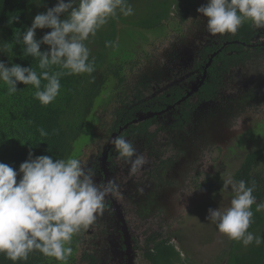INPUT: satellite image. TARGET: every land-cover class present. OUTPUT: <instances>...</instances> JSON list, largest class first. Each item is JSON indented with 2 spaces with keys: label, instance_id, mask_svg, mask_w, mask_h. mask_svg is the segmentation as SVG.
<instances>
[{
  "label": "flooded vegetation",
  "instance_id": "af4514ba",
  "mask_svg": "<svg viewBox=\"0 0 264 264\" xmlns=\"http://www.w3.org/2000/svg\"><path fill=\"white\" fill-rule=\"evenodd\" d=\"M188 19L178 21L184 24ZM197 30L198 46L189 47L191 42L182 31L171 47L162 53L157 50L155 58L144 54L146 66L133 79L126 76V83L118 88V98L110 94L116 90L112 86L114 90L110 88L98 100L103 102L104 115L96 118L92 110L89 128L83 134L94 135L78 154L71 153L69 157L89 156L88 152L85 154L86 148L90 150L89 146L96 144L94 154L89 151L91 160L83 163L94 170L98 183L111 179L119 189L105 198V209L92 227L74 235L69 264H154L152 256L163 244L175 250L178 264L205 263V253L199 252L198 242L208 240L217 228L207 221L204 211L209 209L208 202L214 201L219 208L218 192L226 198L227 206L234 195L230 189H223V179L216 175L214 167L222 147L209 133L207 121L215 120L212 125L224 124L228 128L236 127L241 120L261 121L256 116L264 115V62L251 70L258 75L256 85L253 82L250 86H237L232 94L222 93L233 72L264 51V31L256 29L248 43L239 41L251 48V56L224 72L223 79L216 84L215 95L205 98L200 90L208 81V66L224 50L235 53L236 50L228 51L223 46L237 40L220 43L214 39L207 43L200 25ZM219 43L221 47L206 51ZM177 90L181 94L176 98ZM261 122L264 127V118ZM97 126L104 132L100 143ZM115 136L132 140L137 152L148 161L136 173H131L130 165L118 157L110 142ZM177 225L189 227L186 240L189 246L194 244L199 249L196 253L176 244L177 234L173 235L171 228ZM223 251L216 254L212 250L214 255L208 257L211 264L227 262Z\"/></svg>",
  "mask_w": 264,
  "mask_h": 264
},
{
  "label": "clouds",
  "instance_id": "9594fccd",
  "mask_svg": "<svg viewBox=\"0 0 264 264\" xmlns=\"http://www.w3.org/2000/svg\"><path fill=\"white\" fill-rule=\"evenodd\" d=\"M197 12L207 17L206 30L213 36L235 35L246 21L257 29L264 28V0H207ZM118 14H134L128 0H57L46 12L36 14L22 37L16 38V43L24 46V55L38 60L41 71L0 61V83L7 86L9 95L18 91V83L31 85L34 97L47 106L60 93L61 76L91 75L95 71L85 41ZM44 28L51 31L37 39L36 29ZM42 44L49 47L41 51ZM106 46H112V42H106ZM53 66L66 71L50 72ZM42 81H46L43 86ZM38 131L41 137L49 135L44 128ZM110 142L118 157L130 165L131 173L147 164L127 137L115 136ZM19 174L22 176L17 182ZM255 187V181L247 186L244 180L224 179L223 189L234 193L230 206L209 208L206 217L220 233L245 247L264 243V235L248 231L254 222L252 206L256 205L257 212L264 210V202L257 203L253 195ZM118 189L111 179L98 183L94 170L74 157L33 158L30 151L18 171L0 162V254L13 264L26 261L33 251L66 262L72 254L67 245L73 236L96 221L105 209V198Z\"/></svg>",
  "mask_w": 264,
  "mask_h": 264
},
{
  "label": "trees",
  "instance_id": "16d2710c",
  "mask_svg": "<svg viewBox=\"0 0 264 264\" xmlns=\"http://www.w3.org/2000/svg\"><path fill=\"white\" fill-rule=\"evenodd\" d=\"M131 1L128 0V3L133 5ZM56 2L57 0H0V61H4L9 66L13 63L20 64L22 67L32 66L38 73L41 71L38 68V60L30 55L25 56L24 46L17 44L16 38L22 37V33L29 27L33 12L37 9L45 11L53 7ZM192 5V2L181 3V0H150L143 16L118 14V18H110L94 37L90 36L91 43L85 41L90 49L89 59L90 61L94 59L95 71L91 75L61 76L60 93L47 106L42 105L34 97L35 88L31 85L18 83V91L9 95L7 86L0 83V162L18 171L19 165L28 158L30 151L33 158L39 155H48L54 160L69 158L74 141L81 136L80 134L86 133V123L91 118L94 103L103 89L107 91L112 86L118 89L121 83H125L127 64L136 66L138 70L144 68L142 61L133 59L134 54L129 60L120 59V55L126 50L116 42L117 22L140 29H156L163 25L172 12L180 21L186 20L192 12ZM256 31V26L251 21H246L235 35L225 33L216 37L220 43L237 40L223 46V49L226 48L228 51L234 49L236 52L228 54L224 50L214 57L207 68L208 81L200 90L202 96L205 98L214 96L217 90L216 84L223 79L224 72L251 56V48L242 45L239 41L250 42V38ZM108 41L112 42V46H106ZM220 43L206 48V51L221 47ZM149 49L150 52L147 55L155 58L158 54L156 47H149ZM41 51L44 50L41 48ZM52 71L66 70L53 66L50 69V72ZM44 83L46 81H42V86ZM133 89L136 93L138 88L135 85ZM180 92L177 90L176 98L181 94ZM39 128H44L49 135L41 137ZM21 176L22 174L17 176V182ZM232 179L244 180L247 186H251L255 181L253 195L257 203L264 202V147L249 153L241 166L233 173ZM252 210L254 222L248 231L255 235H264V210L257 212L255 204ZM73 238L70 245H67L72 248V252ZM175 253L172 247L163 244L152 256L154 264H178L177 253ZM72 255L66 262H61L39 251H33L26 261H17L16 264H69ZM223 256L227 257L225 264H264V243L256 246L253 242L245 247L240 242L230 240L223 251ZM0 264H13V262L0 254Z\"/></svg>",
  "mask_w": 264,
  "mask_h": 264
},
{
  "label": "rangeland",
  "instance_id": "374dc122",
  "mask_svg": "<svg viewBox=\"0 0 264 264\" xmlns=\"http://www.w3.org/2000/svg\"><path fill=\"white\" fill-rule=\"evenodd\" d=\"M188 2H192L193 9L189 15L188 21L185 22L184 24H181L178 21L179 19L177 17H175L173 12L171 13L170 17L166 21H164L162 26H160L159 28H156V29H151V30L140 29L138 27L131 26L128 24H122L120 21H118L117 25H116V27H117L116 42H117V45L124 47V49L126 50L120 55V59H128L129 60L133 57V54H134L133 59H135V60L138 59L139 61H142L143 65H144V60H145L144 54H148L150 52L149 47L155 46L156 50H159V52L162 53V50L166 49L167 47L169 48L172 46V42L176 41L177 36L180 35L182 31L186 32L187 37L191 42L189 47L198 46L197 41L200 37L199 32L197 30L198 25H200V27L203 29L205 39L207 40L205 42L208 43L209 40H210V42H213L214 39L216 40V38L213 35L209 34L206 30L207 17H204L203 14H200L197 12V8L199 6H201L202 4H206L207 0H181V3H188ZM148 3H150V0H139V1L132 0L131 4H133V5H131V6L134 9V14H136L138 16H143L146 12ZM43 12H46V10L43 11L42 9H37L35 12H33L31 14L29 27L32 24L34 16L38 13H43ZM259 30L264 31V28H261ZM50 31H51V29H49V28L36 29V38L40 39L45 33L50 32ZM87 41H86V43H91L90 37ZM192 42L195 45H192ZM48 47H49L48 45H43V44L41 45V48L43 50H46ZM131 49H133V50H131ZM258 56H260V57H258ZM261 62L262 63L264 62V51H262L261 54H259V55L256 54L255 57L252 59V61L249 62L246 66H244V68H242V69L237 68V70L233 72V74L230 78V81H229V85H228V87L224 88L222 94H232L235 90L237 91V89H238V88H236L237 86H240V87L250 86V85H252L251 83H253V82H254L253 84H255L256 83L255 81L259 80V79H257L258 75L253 73L251 70L256 65L261 66ZM134 66H135V64H134ZM145 66L146 65H144L143 67H145ZM147 70H148V68H147ZM137 71H138V69L136 68V66L133 67V66H131L130 63L127 64V68H126V76L127 77L131 76L133 79L134 75L137 73ZM231 85H232V88H231ZM110 86H108V87H110ZM109 89L110 88H108L107 91H106V89L105 90L103 89L102 93L99 95V97L97 98L96 101H98L101 97L104 98V96L107 94ZM112 89L114 90V88H112ZM116 90H114L115 91L114 93L110 92V94L111 95L113 94V96L118 98V94L120 95V91L118 89H116ZM105 91H106V94H105ZM219 102L221 103V100ZM102 107H103L102 101L96 102V104L93 106L94 109L92 108L93 116H96V118H99L100 114L101 115L103 114ZM256 117H258V119L262 121V119L264 118V115L262 113H259ZM104 118H106V117H104ZM207 122H208V125L210 128L209 133L211 135H214L216 132L215 130H218L219 128L220 129L223 128L222 132L225 131L226 128H228V126L221 124L218 121L217 122L219 124H221L222 127L217 126V125H212L214 122H216L215 120L209 119V121H207ZM250 123H251V119H248L246 121L241 120L237 123L236 127L232 128V130L233 129H239L241 131L243 129V127H246V128L248 127V131H247V133H248V132H250V129L252 128L251 126H247ZM89 124H90V118L88 119V121L86 123V129L89 128ZM98 129H99L98 143H100L102 141V139L104 138V132L100 126H97V130ZM222 132H219V133H222ZM241 132H245V130L243 129ZM247 133H245V134H247ZM253 133L256 136L255 138H260V140H262L264 142V127L263 126H260L259 128H257V131H253ZM92 135H94V133L89 132V134H82L81 136H79L73 143L72 154H78L80 152V149H83L84 146L88 143V141ZM215 137H216V134H215ZM237 140H238V138L235 141H237ZM89 147H90V150L87 148L85 150V154L88 152L87 154L89 156L82 155V157L78 158L82 162L86 161L85 163H88L91 160V155L89 154V151H90V153L94 154L95 149L98 146L96 144H91ZM222 151H223V149H222ZM217 195H220V197L218 198L219 199V208L226 209L227 207H229V206H227L228 202H227L226 198L222 197V193L218 192ZM208 203H210L209 208H212V207H213V209L218 208L217 204L216 205L214 204V201L208 202ZM207 206L208 205H206V207ZM204 214L207 215L208 210L204 211ZM92 225H90L89 228H91ZM84 230H88V229H84ZM171 230H172L173 235L175 233L177 234L176 244L179 245L180 247H182L181 248L182 250H183V248H185V249L189 248V250H192V249L195 250L194 252L196 253V250L201 249L199 252L205 253L206 261L204 264H211L212 261L209 260L208 257L210 255H214V253H212V250H214V252H216V254H217V253L223 251L229 242V240L227 239V236L220 233L218 231V229H216L217 232L214 233L213 235H209L210 238L208 240H206L205 242L202 241L201 244L198 242L199 246H201L198 249V248H196V246L194 244H191L189 246L190 243L186 240V239H188L187 237L189 234V227L187 225H183V226L177 225V226H175V229L171 228ZM177 231H180L179 234L177 233ZM187 231H188V233H187ZM98 241L101 242L100 239H98ZM86 246H87V244H86ZM101 264H103V262Z\"/></svg>",
  "mask_w": 264,
  "mask_h": 264
},
{
  "label": "water",
  "instance_id": "95a60500",
  "mask_svg": "<svg viewBox=\"0 0 264 264\" xmlns=\"http://www.w3.org/2000/svg\"><path fill=\"white\" fill-rule=\"evenodd\" d=\"M192 90L193 88L191 91ZM191 91L189 93H191ZM261 125L260 121H251V123L247 125L252 127L248 133V127H243L245 132H241L243 129L240 131L239 129L232 130V128H226L223 132V128L215 130L216 137L215 134L212 137L218 139L223 149L216 163V167H214L218 172L216 175H219L222 179L232 178L233 173L241 166V163L249 153H252L254 149L264 147V142L260 140V138H255L256 136L253 133V131H257V128ZM237 138L238 140L235 141Z\"/></svg>",
  "mask_w": 264,
  "mask_h": 264
}]
</instances>
